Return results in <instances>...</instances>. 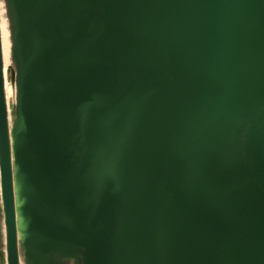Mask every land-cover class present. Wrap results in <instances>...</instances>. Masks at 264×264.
<instances>
[{
	"label": "rangeland",
	"instance_id": "1",
	"mask_svg": "<svg viewBox=\"0 0 264 264\" xmlns=\"http://www.w3.org/2000/svg\"><path fill=\"white\" fill-rule=\"evenodd\" d=\"M3 1L0 26L4 18L12 41L17 14L8 7L12 0ZM45 1L27 3L26 27L32 39L40 36L44 15L48 33L52 27L75 32L61 68L81 91L112 98L134 81L148 80L176 88L149 111L167 92L164 86L150 84L104 110L98 103L89 110L90 99L57 85L44 62L27 139L81 231L63 226L62 240L53 242L64 249L54 260L264 264V0H111L108 22L101 16L82 31L77 29L104 11L105 0H64L69 18L63 23V13L56 9L53 15L63 0ZM11 59L4 75L16 84L19 115ZM145 112L128 162L135 165L136 201L129 168L97 237L94 230ZM9 117L12 134L16 116ZM84 128L96 153L88 149ZM3 248L6 254L4 240Z\"/></svg>",
	"mask_w": 264,
	"mask_h": 264
},
{
	"label": "water",
	"instance_id": "2",
	"mask_svg": "<svg viewBox=\"0 0 264 264\" xmlns=\"http://www.w3.org/2000/svg\"><path fill=\"white\" fill-rule=\"evenodd\" d=\"M29 2L32 0H19ZM43 4L46 2L42 0ZM64 2V0H63ZM111 0H105L104 3V11L94 18L88 20L84 24L80 26L77 31H82L87 26H89L92 22L99 19V17H103L105 22L107 21V16L109 12ZM57 7V6H56ZM42 9V8H41ZM57 8H54V12ZM69 12V4L67 2L66 6H63V10H67ZM69 18L66 14H63V19ZM62 18L60 22H64ZM47 21L44 20L42 31L40 36L35 38L33 44L30 49L29 56L25 62V65L22 67L21 72L18 75L19 80V116L21 117L20 125L15 127L13 133H10L9 129V119H8V110H7V101H6V93H5V76H4V58H3V50H2V41H1V26H0V173H1V186L3 193V201H4V212H5V222L7 228V258L8 264H19V256H18V246H17V221H16V213H15V202H14V191H13V167H12V149L14 151L16 165H19L28 177L31 179L32 183L36 186L38 191L43 195V198L47 201V203L53 208V210L59 216L62 225L69 230V228L73 229V231H77L80 233L78 228L73 225V222L70 220L69 211L62 202L61 193L58 192V187H56L49 177V175L43 170V167L35 156L29 141L27 139V135L31 130V126L34 124L31 115L32 106H34L33 102V93L35 84L37 82L38 76H40V71H42V66L46 61L49 63V68L51 67V73L54 78V81L61 88L76 94L78 96L88 97L91 101L89 104V110H92L93 107L98 103V106L101 110L107 108V106L111 103H120L125 98H127L133 92H136L150 84H158L162 85L166 88L167 92L162 96H159L148 108L147 111L154 108L156 105L161 103L164 99L171 96V93L176 90L175 87L168 85L164 81H134V83L128 85L126 88L121 89L116 96H111L112 98H104L99 99L89 93L81 91L77 86L71 84L69 79L64 76V72L61 68V60L63 58V49L64 47L70 43V40L75 35V32H65L60 34L59 30H53L51 32H47L44 26H47ZM108 22V21H107ZM108 24V23H107ZM106 30L108 33L115 37L118 40L125 41L122 37L116 34L109 25H106ZM51 33V34H50ZM80 33V32H79ZM47 35V37H46ZM66 50V49H64ZM49 59V60H48ZM33 64L34 74L31 79H29L30 66ZM29 79V80H27ZM147 112L143 113L139 118L133 134L131 136L129 145L121 162V165L118 169V172L114 178V182L112 184L110 196L108 203L105 207V211L99 223V230H94L97 232L96 236L98 237V233L103 225V222L110 212V209L116 200L118 201V197L116 196L118 190L120 193V187L122 180L129 170L128 167L129 158L131 155V149L133 143L137 137L138 131L142 124V121ZM84 118V125H85ZM83 136L87 138L88 149L91 152L97 151V145L92 142L91 134L87 129H83ZM93 149V151H92ZM134 165V164H132ZM128 167V168H127ZM127 170V171H126ZM96 171V170H95ZM126 171V172H125ZM134 171H132V194L133 193V178ZM117 198V199H116ZM136 201V198H135ZM138 211V210H137ZM95 237V239H97ZM96 246V243L94 244ZM95 255V249H94Z\"/></svg>",
	"mask_w": 264,
	"mask_h": 264
},
{
	"label": "crops",
	"instance_id": "3",
	"mask_svg": "<svg viewBox=\"0 0 264 264\" xmlns=\"http://www.w3.org/2000/svg\"><path fill=\"white\" fill-rule=\"evenodd\" d=\"M60 2L61 6L58 4L56 8L58 9V12L64 14V2ZM27 3L28 2L12 0L9 2L8 6L17 14V19L15 21L17 32L15 33L14 22L12 27L13 33L11 32L12 56L15 62V67L12 68V72L17 74V78L22 70V67L25 65L27 57L29 56L30 47L32 46L33 41H35V38L32 39L33 34L30 29L26 27L28 12L25 7L27 6ZM53 13V15H57L56 11H53ZM68 13V9L65 10V14L67 16ZM43 17L44 15L42 16V21L44 22ZM61 17L63 19V15ZM50 20H53V16ZM61 23L63 22L61 21ZM44 27L46 29V26ZM52 28L53 30H58L56 27ZM12 167L19 264H60V261L54 260V255L56 253L60 254L64 248L61 244L54 242H60L64 236L62 222L57 213L53 210V208H51L45 198H43V195L32 183L25 171L19 165H16L13 149ZM0 192L4 215V225L0 221V245L4 240L6 249V254L4 252V248L0 251V263L7 264L8 258H5V255L7 256V228L1 186V173ZM58 192L61 193L62 191L58 189ZM57 230L60 231L59 234L55 233ZM21 248L23 250V255L21 253ZM51 256H53L52 259L49 258Z\"/></svg>",
	"mask_w": 264,
	"mask_h": 264
},
{
	"label": "bare ground",
	"instance_id": "4",
	"mask_svg": "<svg viewBox=\"0 0 264 264\" xmlns=\"http://www.w3.org/2000/svg\"><path fill=\"white\" fill-rule=\"evenodd\" d=\"M5 7H6L5 2L3 0H0V8L2 9L1 10L2 14H4V12H6ZM1 41H2V50H3V58H4V74H5V72L7 71L8 67L11 63V60H12L11 59L12 41L10 39V30H9L8 25H7L4 18H2V21H1ZM34 68L35 67L32 64L30 66V72L28 73L29 79H31L33 77ZM29 79H27V80H29ZM5 90H6V97H7L8 112L10 114L9 118L12 119V115L14 116V114H15L16 118H15L14 123H15V126L17 127L18 125H20L21 117L19 115H17V108L13 107L14 103L16 102V84L13 82V80H12V82H10L8 79L5 80ZM13 112H14V114H13ZM134 168H135V165L134 166L132 165L130 167L131 175L133 174L132 171ZM124 179H125V176L122 180V183L124 182ZM129 180H130V178H129Z\"/></svg>",
	"mask_w": 264,
	"mask_h": 264
}]
</instances>
